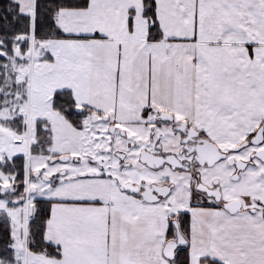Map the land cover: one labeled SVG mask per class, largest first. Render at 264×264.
Masks as SVG:
<instances>
[{"label": "snow or ice", "instance_id": "6c2138e0", "mask_svg": "<svg viewBox=\"0 0 264 264\" xmlns=\"http://www.w3.org/2000/svg\"><path fill=\"white\" fill-rule=\"evenodd\" d=\"M0 264H264V0H0Z\"/></svg>", "mask_w": 264, "mask_h": 264}]
</instances>
